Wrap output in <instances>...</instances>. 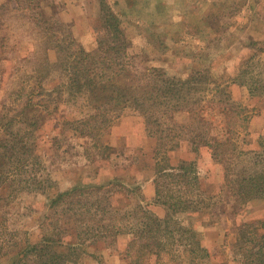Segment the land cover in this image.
Listing matches in <instances>:
<instances>
[{
  "label": "rangeland",
  "instance_id": "obj_1",
  "mask_svg": "<svg viewBox=\"0 0 264 264\" xmlns=\"http://www.w3.org/2000/svg\"><path fill=\"white\" fill-rule=\"evenodd\" d=\"M107 2L131 44L122 61L128 74L124 88L160 103L156 113L163 132L179 146L157 154L159 142L148 132L143 114L127 101L109 111L102 130L101 143L111 147L110 156L74 130L77 125L64 124L89 116L100 120L85 96L69 92L63 65L70 39L88 52L96 50L102 27L99 0H0V125L14 123L8 132L0 131V153L15 137L22 139L39 156L41 176L56 182L42 194L22 190L25 174L8 180L0 201V257L16 244L39 242L49 231L52 194L116 176L140 184L120 192L129 195L120 203L132 209L153 202L156 162L176 167L191 161L202 181L206 211L176 218L183 225L202 224L201 244L208 256H187L186 236L174 237L160 264H239L231 249L236 228L242 220L262 219L264 200L235 210L225 178L264 171V0ZM135 76L151 84L141 87ZM167 85L179 93L163 97ZM28 100L41 107L26 110ZM195 115L207 121L210 137L224 144L222 161L207 147L193 150L189 125ZM150 210L159 218L165 215L163 207ZM127 242L122 236L112 247H90L78 264H130Z\"/></svg>",
  "mask_w": 264,
  "mask_h": 264
},
{
  "label": "trees",
  "instance_id": "obj_2",
  "mask_svg": "<svg viewBox=\"0 0 264 264\" xmlns=\"http://www.w3.org/2000/svg\"><path fill=\"white\" fill-rule=\"evenodd\" d=\"M99 2L102 27L96 50L88 52L70 39L67 41L68 54L63 65L68 70L69 92L72 90L76 95L85 96L90 105L99 110L100 120L89 116L87 119L65 121L64 124L77 125L74 130L81 136L90 138L102 154L110 156L111 147L101 143L102 130L108 126L109 111L119 110L120 104L127 101L143 114L148 132L159 142L157 154L166 146L168 150L176 149L178 143L170 140L168 133L164 134L163 125L159 122L156 108L160 103L156 99L134 95L133 89L124 88L128 74L124 72L127 70L123 69L122 61L129 55L130 39L121 18L112 10L107 0ZM102 69L104 73L100 72ZM153 71L154 75L160 74L159 71ZM210 73L213 74V71ZM102 74H112L113 77H107V80ZM135 77L141 87L151 84L147 79ZM175 91L179 93L175 86L167 85L163 97L174 95ZM26 105V110L41 107L30 100ZM189 126V141L193 150L197 152L201 147H207L213 158L222 161L224 144L210 137L207 121L195 115ZM13 127V121H4L0 125V131L8 132ZM15 138L0 153V201L8 189V180L13 177L12 182L17 178L14 176L22 174L26 175L22 190L50 193L56 182L49 176H41L42 167L35 150L30 145H25L22 139L17 141L18 137ZM92 155L88 152L87 156L91 158ZM13 172L16 174L12 175ZM225 180L232 200L230 204L234 205L235 210H242L244 205L252 201L264 200V171L240 179H233L227 174ZM124 182L128 181L115 177L101 186H75L69 191L52 194L48 202L50 213L46 216L49 231L37 243L16 244L11 253L0 257L3 260L0 264H78L88 248L98 250L100 246L112 247L122 236L128 238L125 256L130 264H160L175 244L173 242L184 236L187 242L184 251L187 256H208L201 244L204 231L199 230V227L202 224L183 225L176 218L183 213L199 215L206 211L202 207V181L194 162L181 161L176 167H165L156 162L153 206L165 209L162 218L150 210V205L142 206L138 203L132 209H125L124 205L128 204L120 202L123 197L128 199L129 195L121 196L120 192L131 191ZM235 236L231 249L239 264H264V216L256 221L242 220L236 228Z\"/></svg>",
  "mask_w": 264,
  "mask_h": 264
},
{
  "label": "crops",
  "instance_id": "obj_3",
  "mask_svg": "<svg viewBox=\"0 0 264 264\" xmlns=\"http://www.w3.org/2000/svg\"><path fill=\"white\" fill-rule=\"evenodd\" d=\"M96 173V172H95ZM99 174H97V176H98ZM116 177V176H115ZM114 176L113 177H108L106 180H104V181H102V182H99V183H91L89 186H95V187H97V186H101V185H103V184H107V183H109V182H111L112 181V179L113 178H115ZM117 178V177H116ZM119 178V177H118ZM154 178H155V170H154V175H153V179H151L152 180V183H153V188H154V196H155V183H154ZM121 179V178H120ZM98 182V181H97ZM124 184L127 186V187H130L129 188V190L131 189V187H137V186H140V184H136L135 185V183H133V182H124ZM128 184H130V185H128ZM72 188H74V187H72ZM71 188V189H72ZM70 189V190H71ZM69 191V190H68ZM58 192H62V191H58ZM63 192H66V191H63ZM154 200V199H153ZM140 204H142V203H140ZM147 205H150L151 207H152V205H154L153 204V202L152 203H149V204H142V206H147ZM150 207V208H151ZM154 207V206H153ZM100 248H101V246H100Z\"/></svg>",
  "mask_w": 264,
  "mask_h": 264
}]
</instances>
